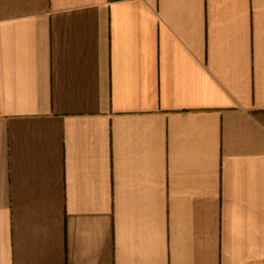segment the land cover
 Masks as SVG:
<instances>
[{
  "label": "crops",
  "instance_id": "crops-1",
  "mask_svg": "<svg viewBox=\"0 0 264 264\" xmlns=\"http://www.w3.org/2000/svg\"><path fill=\"white\" fill-rule=\"evenodd\" d=\"M0 264H264V0H0Z\"/></svg>",
  "mask_w": 264,
  "mask_h": 264
}]
</instances>
